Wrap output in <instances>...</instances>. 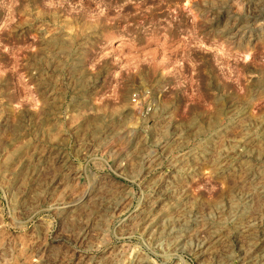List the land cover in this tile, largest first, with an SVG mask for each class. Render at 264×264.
Instances as JSON below:
<instances>
[{
	"label": "rangeland",
	"instance_id": "rangeland-1",
	"mask_svg": "<svg viewBox=\"0 0 264 264\" xmlns=\"http://www.w3.org/2000/svg\"><path fill=\"white\" fill-rule=\"evenodd\" d=\"M0 264H264V0H0Z\"/></svg>",
	"mask_w": 264,
	"mask_h": 264
},
{
	"label": "built area",
	"instance_id": "built-area-1",
	"mask_svg": "<svg viewBox=\"0 0 264 264\" xmlns=\"http://www.w3.org/2000/svg\"><path fill=\"white\" fill-rule=\"evenodd\" d=\"M134 97H137V95H135Z\"/></svg>",
	"mask_w": 264,
	"mask_h": 264
}]
</instances>
